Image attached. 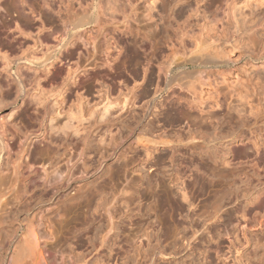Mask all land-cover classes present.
<instances>
[{
  "label": "rangeland",
  "instance_id": "obj_1",
  "mask_svg": "<svg viewBox=\"0 0 264 264\" xmlns=\"http://www.w3.org/2000/svg\"><path fill=\"white\" fill-rule=\"evenodd\" d=\"M250 33L264 36V0H0V264L27 258L32 229L52 264H264V225L252 220L263 215L254 195L264 170L244 166L253 184L233 187L227 151L203 159V187H191L197 210L186 220L164 221L159 233L150 225L165 218L159 195L180 202L168 175L153 181L159 195L143 184L152 207L140 223L133 216L137 183L189 155L178 137L199 131L198 146L218 150L234 143L227 132L214 136L216 124L189 128L183 118L158 132L171 142L158 145L150 168L136 146L161 102L180 94L191 118L215 110L225 129L259 115L262 90L249 96L236 81L264 64L243 52ZM109 213L123 227L109 225Z\"/></svg>",
  "mask_w": 264,
  "mask_h": 264
},
{
  "label": "bare ground",
  "instance_id": "obj_2",
  "mask_svg": "<svg viewBox=\"0 0 264 264\" xmlns=\"http://www.w3.org/2000/svg\"><path fill=\"white\" fill-rule=\"evenodd\" d=\"M180 2L181 1H178L177 3L179 4ZM177 3H175V4H177ZM241 40L239 39V41L243 43V40L242 41ZM236 41H235V45H237ZM242 43H240V44H242ZM240 47H241V45H240ZM240 49H239V51H240ZM244 49H245V51H243V52L246 53V54L245 53L244 54L247 56L248 59H250V60H252V59L263 60L264 61V36H261V38H259V37L254 36V34L250 33L246 43L244 44ZM198 56L201 57V55H198ZM173 61H172V63H173ZM146 64H148V61L145 62L144 69L146 68L145 66H147ZM175 64H177V63H175ZM247 71L249 72L248 76L245 75L246 77L244 76L245 77L244 78V77L237 75L236 81H237L238 85H242L244 88H246L245 89L246 94H248L249 96L251 94L250 92L254 91L255 88L256 89L259 88L260 90H262L260 92V97H259L260 106H261L260 112H259V115L257 116V118H255V119H251L247 116H244L241 118V120L234 121V123L232 122L231 124L229 123L228 129L224 128L226 126V122H227L226 117L223 115V113H222V115L221 114L216 115V113L218 111H215V110L214 111L213 110L207 111L208 109L207 110L205 109V111H203V109H202L201 110L202 112L199 116H194V117L192 116L193 118H191V116L188 115L187 110L192 108V104H191L192 102L190 101L189 98H184L180 94L174 93L175 95H173V97H171L172 101L170 99H169L170 101H168V103L169 102L170 103L168 104L167 108H166V104H165L167 102H164V103L161 102V107L163 108V110L160 112L158 111V113L155 112L153 119H155L156 122L155 123L153 122V123L148 125V128L146 129L147 131L145 133L146 137H144V138L141 137V139L139 138L138 145L136 146V149L138 150V152H137L138 158L143 157V158H145V160L147 162H150V168L154 169L153 167H155L159 163L157 156H156L157 154L155 155V153L158 150V145L159 144H166L165 142L169 141V140H167V141L166 140H158L159 137L158 138H156V137L161 135V133L158 134V132H162V133L165 132L168 129L167 127L169 125H171L172 122H174V121L177 122L178 120L183 119V118H184V120H187L189 128L192 127L193 123L194 124H199V123L200 124H203V123L209 124V123H211V125L216 124L217 126L214 129V136L218 138V136L220 137L221 134H224V132H227L228 136H231L232 138H234V143L231 146L228 144H225V147L227 150H218L219 148L217 149V147H214L215 145L211 146L207 142H206L207 144H205V145L203 144V145L198 146L197 135H200V137H205L206 135L204 136L203 133H201L199 131H192L191 129H190L191 131L189 132L187 139L178 137V139H176L177 143L181 144L183 142L185 147L188 148L187 150L190 153L188 156H187V154H188L187 151L185 152L187 154H185L184 152L177 153V154H179V156L176 157L175 159H173V161L168 166V170L162 172L159 169H154L155 171L149 172V174L146 176L145 180H143L144 182L137 183L136 195H135L137 201H136V206H135L134 213H133V216L135 217V220L137 221V223H140V221L143 219L144 205L145 206L150 205L148 203H147L148 205H146L143 202L144 198H145L144 194L141 191L143 184H147L148 189H150L149 192L151 193V195L156 196L158 194V192H156L157 190L155 191L156 187L154 188V184H153L154 182L153 181L161 182L163 179L162 177L165 178V176L168 175L169 178L174 176V178L179 182V184L176 183V186H177L176 191L178 192L179 195H181L180 202L174 201L169 197H165V196L158 194L159 195L158 200L163 205V207L165 208L164 209L165 210V213H164L165 218L163 216L159 217V218L157 217L158 219L156 221H150V225H152L153 229L159 233V232H162L166 227L165 226L166 224L164 223V221L174 222L177 219L186 220L185 218L190 217L197 210L196 208H197L198 204H196V203H197L198 199L193 197L195 195V193L194 194L192 193L191 187H192V185H194V186L196 185L199 188H200V185L202 186L203 175L206 173L204 168H203V165H204L203 159L208 158V160L216 161V160H219V158H220V159L224 160V159H226L225 155L228 152L231 159L227 162H230L229 164L232 163L234 165L233 167L235 168V171L232 172L233 173V178H232L233 182L232 181L231 182L233 184L231 183V185H233V187L238 186L237 188L240 187V184L242 183V181H245L247 183L249 182V183L253 184V182H252L253 175H248V174L243 175V173H241L242 168L244 166L251 168V170H253V172H257V170L259 171L261 169L264 170V143L259 141V136L264 131V64L262 66H257L255 64H253L252 68L250 70H247ZM165 101H167V100H165ZM222 105H223L222 103L216 104L217 110H220V106H222ZM214 118H215V120H214ZM184 120H182V121H184ZM194 130H198V129H194ZM214 136H213V138H215ZM169 142H171V141H169ZM177 150L179 151V149H177ZM177 150L175 149V151H177ZM194 154H196V156L198 158H195ZM255 174H257L258 176L261 175L259 173H255ZM261 176H262L261 179H259L258 182L255 183V186L257 189L255 190V195H254L255 197L258 198L259 202L257 204L255 202V200L257 198H253L254 202H253V199L251 198L252 202L250 204H252L254 206L256 203V205L254 206V209L263 210V215L259 219L256 217H254V219H252V218H250V219H252L254 222H256L259 225H264V175L262 174ZM174 178H172V179H174ZM238 181H239V185L237 183ZM245 204H247V203H245ZM185 205L188 207L187 211H183L181 209ZM127 210H128V208L125 211H127ZM247 210L248 209H246V212H247ZM215 211H217V210H215ZM108 212H110V210H108ZM106 213H107V211H106ZM216 213L217 212H215L214 213L215 215L212 217H219V215ZM243 213H244V211H243ZM123 214L125 215L126 219L131 217L130 214H128V213H123ZM244 214H246V213H244ZM248 214L249 213H247V215ZM108 217H109L110 222H111L109 225H111V226L115 225V227L117 229H120L121 227H123L122 226L123 223L125 224V222H124L125 220H123L122 224L119 225L118 224L119 222L115 221L113 213H109ZM247 217H249V216H247ZM122 218H124V217H122ZM161 218H164V219H161ZM246 218L241 217V216L238 217V215H237L235 220H237V221L245 220V222H247L246 220H249L250 223H252L251 222L252 220H250L249 218L248 219H246ZM254 225H255V223H254ZM111 229H112V227L110 228V230ZM107 233L102 235V239H101L102 241H107V239H106ZM113 235H114V238H118L121 236L119 231L117 233L115 232V234H113ZM27 236H28V238L24 239V241L27 240L26 244H25V246H22L24 249V250L22 249V252L26 251L25 254H26L27 258L25 259L23 257L24 256L23 254H22L21 258H19V257H17V256H19V254L16 253L18 255L16 257H14V255H12L14 257V260L12 257V261H14L15 264H49L50 261H48V260L50 257V252H49L50 249H48V248L46 249V246L40 244V235L38 234V232L32 229V231H30V233ZM111 239H112V237H111ZM161 240H163V239H161ZM117 241H119V240H117ZM115 243H118V242H115ZM22 245H24V243ZM23 258L25 259V261H20ZM105 261L102 259L100 261H96V262H98L96 264H107ZM51 262L53 263V261H51ZM92 264H95V263H92ZM113 264H117V260H114Z\"/></svg>",
  "mask_w": 264,
  "mask_h": 264
}]
</instances>
